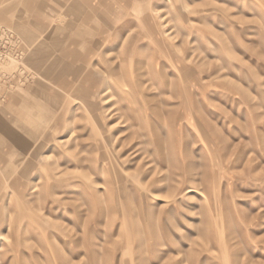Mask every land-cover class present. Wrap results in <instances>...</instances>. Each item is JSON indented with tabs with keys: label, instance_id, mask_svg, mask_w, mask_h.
Returning a JSON list of instances; mask_svg holds the SVG:
<instances>
[{
	"label": "rangeland",
	"instance_id": "obj_1",
	"mask_svg": "<svg viewBox=\"0 0 264 264\" xmlns=\"http://www.w3.org/2000/svg\"><path fill=\"white\" fill-rule=\"evenodd\" d=\"M0 25V264H264V0H0Z\"/></svg>",
	"mask_w": 264,
	"mask_h": 264
},
{
	"label": "built area",
	"instance_id": "obj_2",
	"mask_svg": "<svg viewBox=\"0 0 264 264\" xmlns=\"http://www.w3.org/2000/svg\"><path fill=\"white\" fill-rule=\"evenodd\" d=\"M11 46L13 52L12 55L17 56L21 54V49L17 43V38L12 32L11 29L6 28L0 25V60H8L11 57V53L8 50V47ZM16 50V51H15Z\"/></svg>",
	"mask_w": 264,
	"mask_h": 264
},
{
	"label": "bare ground",
	"instance_id": "obj_3",
	"mask_svg": "<svg viewBox=\"0 0 264 264\" xmlns=\"http://www.w3.org/2000/svg\"><path fill=\"white\" fill-rule=\"evenodd\" d=\"M67 25V24H66ZM103 25V24H102ZM72 26H73V24H72ZM71 26V27H72ZM104 26V25H103ZM95 35V34H94ZM75 36V35H74ZM84 36V35H83ZM101 38V37H100ZM94 39V38H93ZM79 40V39H78ZM95 40V39H94ZM100 41H101V39H100ZM98 43V42H97ZM108 49H110V48H108ZM112 61V60H111ZM116 62V61H115ZM86 69V68H85ZM120 69V68H119ZM86 71V70H85ZM76 73V72H75ZM86 75H87V73H86ZM117 75V74H116ZM87 77V76H86ZM91 77H90V75L88 76V79H90ZM92 80V79H91ZM110 83V82H109ZM111 86V85H110ZM113 88H114V86H113ZM116 88V87H115ZM104 89H105V87H104ZM107 103V102H106ZM111 104V103H110ZM109 107V106H108ZM121 107V106H120ZM122 108V107H121ZM110 111V110H109ZM109 113V112H108ZM118 124V123H117ZM116 125V124H115ZM113 126V125H112ZM72 130V129H71ZM70 131V130H69ZM125 139V138H124ZM111 142H113V141H111ZM120 142V141H119ZM141 147V146H140ZM114 150V149H113ZM116 150V149H115ZM119 152V151H118ZM105 159V158H104ZM108 162V161H107ZM114 162V161H113ZM103 166V165H102ZM105 170V169H104ZM105 172V171H104ZM107 172V171H106ZM141 173V172H140ZM160 180V179H159Z\"/></svg>",
	"mask_w": 264,
	"mask_h": 264
}]
</instances>
